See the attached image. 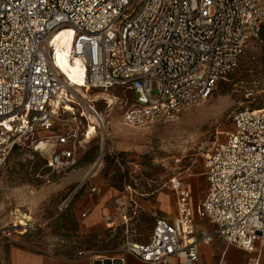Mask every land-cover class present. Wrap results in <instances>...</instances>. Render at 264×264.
<instances>
[{
    "label": "built area",
    "instance_id": "obj_1",
    "mask_svg": "<svg viewBox=\"0 0 264 264\" xmlns=\"http://www.w3.org/2000/svg\"><path fill=\"white\" fill-rule=\"evenodd\" d=\"M263 27L264 0H0V174L16 148L41 156L43 170L67 171L90 141V119L76 114L82 104L57 68L58 34L71 37L65 55L83 65L84 89L118 90L123 123L146 127L173 122L207 100L239 68ZM36 177L48 179L41 172ZM205 177L209 188L198 207L192 186L172 180L175 216L157 218L148 241L126 240L112 264H126L127 256L146 264H196L200 246L216 238L259 263L264 108L235 114L227 139L207 155ZM198 220L212 228H199ZM16 241L10 231L0 232V246Z\"/></svg>",
    "mask_w": 264,
    "mask_h": 264
},
{
    "label": "rangeland",
    "instance_id": "obj_2",
    "mask_svg": "<svg viewBox=\"0 0 264 264\" xmlns=\"http://www.w3.org/2000/svg\"><path fill=\"white\" fill-rule=\"evenodd\" d=\"M262 32L264 36V27ZM153 91L156 95V82ZM99 93L109 94L115 103L109 108L105 100L92 102L106 124L86 144L74 168L43 170L45 160L27 148L8 158L0 174V232L10 231L14 239L58 256L82 253L112 264L126 240H149L156 217L141 208L146 201L160 197L169 213L158 211L157 216H175L172 180L192 186L195 207L203 200L209 188L207 155L227 139L237 112L264 108V38L250 41L239 68L221 80L207 100L190 106L173 122L126 126L121 92L91 91ZM75 112L89 115L83 105ZM39 172L48 179L36 177ZM194 175L199 176L197 183L189 178ZM103 199H108L103 206L107 215L92 221ZM197 224L212 228L207 221Z\"/></svg>",
    "mask_w": 264,
    "mask_h": 264
},
{
    "label": "crops",
    "instance_id": "obj_3",
    "mask_svg": "<svg viewBox=\"0 0 264 264\" xmlns=\"http://www.w3.org/2000/svg\"><path fill=\"white\" fill-rule=\"evenodd\" d=\"M108 199H103L99 207L92 213L91 220L96 221L107 215L108 209H104V205ZM161 198L155 197L150 201H146L144 207L148 209L154 217L157 218V212L169 213L167 206L161 203ZM122 215V214H121ZM124 218H128L124 214ZM170 218H172L170 216ZM109 219H112L111 217ZM155 225V223H154ZM154 228V226H153ZM17 240V239H16ZM19 241V242H18ZM12 245L0 246V264H101L93 258H71L62 257L53 254L52 252L43 253L36 248L26 245L20 240H17ZM256 255H250L246 251L237 248L236 246L228 245L221 238H216L210 245H202L199 249V260L196 264H264V256L259 257V263L252 261ZM126 264H146L140 262L131 256L126 257Z\"/></svg>",
    "mask_w": 264,
    "mask_h": 264
},
{
    "label": "bare ground",
    "instance_id": "obj_4",
    "mask_svg": "<svg viewBox=\"0 0 264 264\" xmlns=\"http://www.w3.org/2000/svg\"><path fill=\"white\" fill-rule=\"evenodd\" d=\"M54 44H56L57 48V64L61 69V72L63 75L66 76L67 80L69 81V84L72 88H74L73 94L75 99L79 100L81 104L84 106V108L89 112V119L91 122L90 125V141L94 137L95 134V126L100 127L103 129L106 124V120L101 115L97 109L94 107L92 102H98L101 100L107 101V104H110V108L115 103L112 97L107 93H99L98 95H91L90 90H85V81H84V67L81 64L79 60H76L75 62L69 61L66 58L65 53L70 50L72 46V40L71 37L66 35V33H60L56 36L54 40ZM91 106L95 111L98 112L99 117L97 114L92 111V109L89 107ZM89 141V142H90ZM189 178L192 180L193 183H197L199 180L198 175L189 176ZM31 219V217H27ZM16 231V230H15Z\"/></svg>",
    "mask_w": 264,
    "mask_h": 264
},
{
    "label": "trees",
    "instance_id": "obj_5",
    "mask_svg": "<svg viewBox=\"0 0 264 264\" xmlns=\"http://www.w3.org/2000/svg\"><path fill=\"white\" fill-rule=\"evenodd\" d=\"M262 31H263V29H262ZM262 31H261L260 37L264 38V36H263V32H262ZM18 149H20V148H16V149H14L13 152H16ZM13 152H12V153H13Z\"/></svg>",
    "mask_w": 264,
    "mask_h": 264
}]
</instances>
